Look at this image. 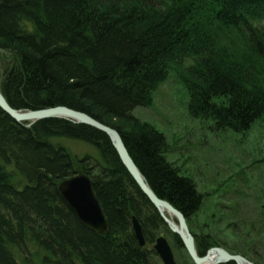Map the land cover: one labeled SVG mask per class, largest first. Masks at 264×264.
<instances>
[{
    "label": "trees",
    "instance_id": "16d2710c",
    "mask_svg": "<svg viewBox=\"0 0 264 264\" xmlns=\"http://www.w3.org/2000/svg\"><path fill=\"white\" fill-rule=\"evenodd\" d=\"M205 1L0 0V49L10 55L0 91L9 105L19 111L68 107L116 129L151 189L180 210L190 228L203 218L205 201L195 182L169 163L165 136L148 125L124 131L113 121L135 122L134 111L151 105L169 63L184 53L181 47L199 44L196 22L247 35L263 56L264 0ZM208 55L186 81L192 115L246 132L264 117V97ZM53 139L83 142L99 156L76 165ZM78 171L95 184L110 226L105 236L84 227L58 193ZM219 207L206 220L220 217ZM134 217L145 247L135 236ZM231 226L236 232L252 227L254 234L235 250L261 264L263 228L247 218ZM165 233L184 251L104 133L63 119L25 127L0 108V264H160L153 245ZM195 237L201 255L218 245L213 237Z\"/></svg>",
    "mask_w": 264,
    "mask_h": 264
},
{
    "label": "rangeland",
    "instance_id": "374dc122",
    "mask_svg": "<svg viewBox=\"0 0 264 264\" xmlns=\"http://www.w3.org/2000/svg\"><path fill=\"white\" fill-rule=\"evenodd\" d=\"M193 12L195 7L191 8ZM193 28L196 34L199 31L200 35L196 37L199 44L192 48L181 47L184 53L169 63V74L154 93L151 105L134 111L135 122L114 120L113 123L132 132L148 125L165 136L169 163L195 182L205 201L206 212L199 213L203 218L192 228L188 224L193 236L196 233L213 237L217 248L243 257L244 253L235 249L243 245L241 241L247 239V233L254 232L252 227L247 231H233L231 224L235 218H247L251 225L259 224L264 230V117L243 133L219 128L211 119L196 118L189 108L190 92L186 81L193 79L191 70L199 67L211 53L225 71L244 83L252 93L264 97V50L263 56H259L247 35L227 30L217 22H196ZM7 60L9 54L0 49V74ZM51 143L64 147L76 165L87 156L95 159L99 156L94 147L80 141L53 139ZM217 193L219 199L211 197ZM218 203L220 217L206 220L215 209L213 204ZM165 236L170 241L169 234L165 233ZM251 239L254 241L256 237L251 235ZM172 247L177 261L185 264L184 260L190 259L185 249L178 251L176 246ZM250 248L255 249L252 245ZM262 253L261 264H264V250ZM214 256L220 259L218 255ZM254 263L260 264L259 260Z\"/></svg>",
    "mask_w": 264,
    "mask_h": 264
},
{
    "label": "water",
    "instance_id": "95a60500",
    "mask_svg": "<svg viewBox=\"0 0 264 264\" xmlns=\"http://www.w3.org/2000/svg\"><path fill=\"white\" fill-rule=\"evenodd\" d=\"M0 108L19 124H28L57 117L70 121L74 124H83L104 133L112 142L118 157L123 166L129 172L142 193L148 197L150 202L156 207L163 220L170 226L172 231L179 236L185 249L195 262V264H216L218 262H234L235 264H253L248 259L239 255H232L221 248H212L204 257L197 254L196 245L191 235L184 215L175 209L165 200L158 199L152 193L146 178L142 175L138 166L129 154L121 134L114 128L105 125L90 115L69 109L67 107H57L40 111H19L13 109L5 97L0 92ZM33 122V123H30ZM58 193L68 208L75 214L80 223L88 230L105 236L108 234L110 226L104 210L97 198L95 184L92 179L83 172H77L73 177L60 183ZM174 209V210H173ZM169 212V217L164 212ZM174 218L178 225L170 219ZM133 230L141 247L145 246V238L142 227L136 218H133ZM154 250L163 264H177L172 248L165 236L158 237ZM219 256L218 261H213L214 255ZM218 259V258H217Z\"/></svg>",
    "mask_w": 264,
    "mask_h": 264
},
{
    "label": "bare ground",
    "instance_id": "6f19581e",
    "mask_svg": "<svg viewBox=\"0 0 264 264\" xmlns=\"http://www.w3.org/2000/svg\"><path fill=\"white\" fill-rule=\"evenodd\" d=\"M9 59H10V55H9ZM8 62H10V60H7ZM1 92V91H0ZM2 93V92H1ZM3 95V94H2ZM4 96V95H3ZM6 99V98H5ZM57 108V107H56ZM68 108V107H67ZM70 109V108H69ZM73 110V109H72ZM49 119H59V118H57V117H53V118H49ZM45 120H47V119H45ZM30 123H33V122H30ZM37 123V122H36ZM36 123H33V125H35ZM32 125V126H33ZM124 141V140H123ZM130 154V153H129ZM131 156V155H130ZM133 159V158H132ZM134 160V159H133ZM135 162V161H134ZM142 173V172H141ZM143 175V174H142ZM144 176V175H143ZM152 193H153V195L155 196V197H157L158 199H162V198H160L159 196H158V194L154 191V190H152ZM145 197L148 199V197L145 195ZM149 200V199H148ZM164 200V199H163ZM150 201V200H149ZM166 201V200H165ZM168 202V201H167ZM174 209H175V211H179V213L181 212L180 210H178L172 203H170V202H168ZM153 205V204H152ZM154 206V205H153ZM155 207V206H154ZM156 208V207H155ZM173 209V210H174ZM157 210V209H156ZM158 211V210H157ZM182 213V212H181ZM160 214V213H159ZM164 215L166 216V215H169V212L168 211H165L164 212ZM212 260L213 261H218L219 259H216V257L215 256H213L212 257Z\"/></svg>",
    "mask_w": 264,
    "mask_h": 264
},
{
    "label": "flooded vegetation",
    "instance_id": "af4514ba",
    "mask_svg": "<svg viewBox=\"0 0 264 264\" xmlns=\"http://www.w3.org/2000/svg\"><path fill=\"white\" fill-rule=\"evenodd\" d=\"M213 205H216V204H213ZM183 214V213H182ZM184 215V214H183ZM185 219H186V223L188 225V218L184 215ZM174 221H176L174 218H172ZM213 221V220H212ZM177 222V221H176ZM189 228V226H188ZM190 233L192 234L191 230L189 229ZM193 236V234H192ZM194 237V236H193ZM194 240H195V243H196V239L194 237ZM197 245V244H196ZM197 248V251H198V246H196ZM212 248V247H211ZM210 250V248L206 251V253L204 255H206L208 253V251ZM199 253V251H198ZM188 254V253H187ZM200 254V253H199ZM201 255V254H200ZM204 255H201V256H204ZM160 261V260H159ZM184 263L185 264H195V262L190 258L189 260H184ZM254 263V262H253ZM160 264H162V262L160 261ZM216 264H235L234 262H218ZM255 264V263H254Z\"/></svg>",
    "mask_w": 264,
    "mask_h": 264
}]
</instances>
